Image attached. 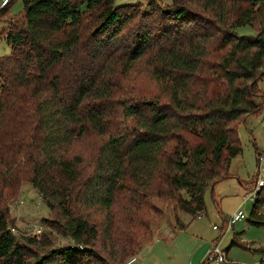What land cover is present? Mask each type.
Returning <instances> with one entry per match:
<instances>
[{
	"label": "trees",
	"instance_id": "obj_1",
	"mask_svg": "<svg viewBox=\"0 0 264 264\" xmlns=\"http://www.w3.org/2000/svg\"><path fill=\"white\" fill-rule=\"evenodd\" d=\"M112 1L22 0L23 14L7 22L11 52L0 57V204L8 189L31 183L56 214L55 229L72 243L25 260L4 205L0 264L122 263L140 249L151 216L161 215L152 198L192 216L204 209L205 190L230 176V160L242 150L236 124L264 110L258 87L264 81V0H172L158 12L150 4L140 15L148 22L127 41L121 32L128 17ZM8 5L0 7V17ZM87 15L97 21L91 35ZM243 24L255 34H235ZM106 44L103 56L119 48L113 54L121 55L124 74L146 57L158 84L157 93L120 105L130 125L112 128L117 110L103 104L115 80L102 77L98 55ZM88 131L104 139L86 170L73 144ZM120 194L125 204L114 211ZM263 205L264 183L255 192L250 224L264 227ZM91 213L101 216L98 222ZM175 218L177 228L184 227ZM128 225L130 235L123 233ZM253 251L264 264V245Z\"/></svg>",
	"mask_w": 264,
	"mask_h": 264
},
{
	"label": "rangeland",
	"instance_id": "obj_2",
	"mask_svg": "<svg viewBox=\"0 0 264 264\" xmlns=\"http://www.w3.org/2000/svg\"><path fill=\"white\" fill-rule=\"evenodd\" d=\"M8 3L5 16L0 17V57L7 56L11 52L10 45L5 39L9 27L7 22L12 18H20L23 14L22 0H9ZM150 4H154L152 12H158L166 6L173 5L172 0L112 1L113 8L128 17V22L121 32V41H127L130 35L138 30L139 25H146L148 16L140 15L141 12L148 10ZM192 12L200 18L206 17V13L199 8L193 7ZM87 18L88 15L85 18L86 31L87 35H91L94 33L97 21L93 16H89L88 20ZM211 20L214 21V18L211 17ZM17 22L20 23L22 20L18 19ZM157 28L158 26L153 27V33H157ZM233 31L237 35L255 34L254 28L247 24L236 26ZM115 46L110 53L103 56L105 51H108L107 44L104 45L102 52L98 55V61L104 62L102 77L110 82L115 79L113 93L107 101L103 102V104L114 106L117 110L115 113L117 122H112V128L115 123L117 126L131 123L130 118H125L121 113L120 105H128L133 99L146 98L159 90L158 84L149 77L145 63L146 57L141 58L131 72L124 74L123 66L118 64L120 60L117 61L118 56L121 55L113 54L119 49ZM91 47H94L93 43ZM84 60L88 66L92 64L89 55H85ZM95 63L98 64L97 61ZM258 87L264 90V81H260ZM236 132L242 150L230 160V176L205 190L204 209L197 214L199 218L197 215L192 216L178 208H173L163 198H152V203L161 211V215L154 213L150 218L149 227L142 230L138 238L140 249L134 250L131 255L136 257L133 264H202L214 243H217L218 247L225 252L228 262L259 264L261 257L253 249L264 245V227L250 224L248 219L255 195L252 194L251 189L254 187V178L257 176L256 154L257 152L264 154V110L238 122ZM103 139L104 137L93 131H88L74 142L73 153L82 157L86 170L92 167L99 144ZM7 193L9 194L3 197L4 201L0 204V208L4 205L8 207V227L19 245L23 247L22 253L25 260H31L35 254L41 255L49 249L72 243L68 237L55 229L54 223L58 221L56 214L49 212L31 183L23 181L19 188L8 189ZM251 194L252 199L249 198ZM123 204H125V197L124 194H120L114 211H118ZM238 209L245 213L244 218L231 225L229 230L224 231L226 216ZM259 211L264 213V205ZM100 217L96 213H91V220L94 222H98ZM175 217L183 223L184 227L177 228L178 223ZM214 225L218 227L217 230L212 228ZM34 226L42 227L39 235L33 233ZM123 233L130 235V225L126 226ZM29 238L32 242H28ZM232 239L235 241L233 244H231ZM99 254L105 259L102 253Z\"/></svg>",
	"mask_w": 264,
	"mask_h": 264
},
{
	"label": "built area",
	"instance_id": "obj_3",
	"mask_svg": "<svg viewBox=\"0 0 264 264\" xmlns=\"http://www.w3.org/2000/svg\"><path fill=\"white\" fill-rule=\"evenodd\" d=\"M8 2H9V0H1L0 7L7 5ZM256 164H257V176L255 179L254 187H253V189H251L252 194H255V192L257 190H259V188L264 183V178H263V175H264V154L257 152ZM252 194L249 196L250 199H252ZM244 216H245V213L240 209H238V210L234 211L233 213H231L230 215L226 216V218L224 220L223 230L224 231L229 230L231 225H233L234 223H236L240 219L244 218ZM199 217L200 216H198V218ZM212 228L215 230L218 229V227L215 225ZM41 231H42V227L34 226V228H33L34 234L39 235L41 233ZM135 261H136V257L130 256L129 258H127L126 260H124L120 264H133ZM203 262H205V264H225L228 262V260H227L225 252L218 247L217 243H214L213 247L208 251Z\"/></svg>",
	"mask_w": 264,
	"mask_h": 264
},
{
	"label": "crops",
	"instance_id": "obj_4",
	"mask_svg": "<svg viewBox=\"0 0 264 264\" xmlns=\"http://www.w3.org/2000/svg\"><path fill=\"white\" fill-rule=\"evenodd\" d=\"M226 264V263H225Z\"/></svg>",
	"mask_w": 264,
	"mask_h": 264
}]
</instances>
